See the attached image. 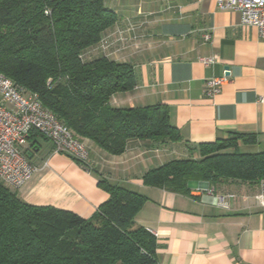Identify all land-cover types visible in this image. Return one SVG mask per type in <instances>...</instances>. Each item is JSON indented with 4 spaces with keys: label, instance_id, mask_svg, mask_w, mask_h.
<instances>
[{
    "label": "crops",
    "instance_id": "crops-1",
    "mask_svg": "<svg viewBox=\"0 0 264 264\" xmlns=\"http://www.w3.org/2000/svg\"><path fill=\"white\" fill-rule=\"evenodd\" d=\"M104 5L117 21L84 57L130 64L136 79L131 91L112 96L111 105H163L182 140L133 139L114 156L84 139L88 159L81 165L54 153L49 140L31 131L20 151L36 170L23 187L10 189L27 204L88 219L108 199L98 184L104 179L146 198L134 224L154 236L159 264H264L258 184L229 181L209 187L192 179L186 193H172L143 182L150 169L196 157L197 145L229 134L254 135L256 143L242 149L264 151V40L241 25L238 12L220 9L216 0H104ZM213 55L218 62L204 67L200 58ZM212 77L226 81L210 98L204 90ZM226 194L233 196L227 208L213 204L212 196Z\"/></svg>",
    "mask_w": 264,
    "mask_h": 264
},
{
    "label": "trees",
    "instance_id": "trees-1",
    "mask_svg": "<svg viewBox=\"0 0 264 264\" xmlns=\"http://www.w3.org/2000/svg\"><path fill=\"white\" fill-rule=\"evenodd\" d=\"M116 21L104 0H0V73L36 94L77 139L110 155L123 154L133 139L180 142L165 106L111 105L114 94L135 87L132 65L105 56L85 59L84 52ZM255 143L254 135L233 133L197 145L196 157L150 169L143 182L172 193H186L192 179L209 187L258 184L264 178V151H242V145ZM98 184L108 199L84 219L27 204L0 182V264H159L154 236L134 224L146 198L104 179Z\"/></svg>",
    "mask_w": 264,
    "mask_h": 264
},
{
    "label": "built area",
    "instance_id": "built-area-1",
    "mask_svg": "<svg viewBox=\"0 0 264 264\" xmlns=\"http://www.w3.org/2000/svg\"><path fill=\"white\" fill-rule=\"evenodd\" d=\"M216 4L220 9L238 12L241 25L254 28L264 40V0H216ZM203 38L209 41L210 34L204 33ZM200 62L204 67H210L218 59L213 55L200 58ZM225 81V77L208 79L205 95L210 98L216 96ZM31 131L49 140L54 153L71 157L81 165L86 163L88 151L85 143L44 108L36 94L24 92L0 73V182L14 190L23 187L36 170L20 151ZM258 186L264 203V178ZM232 197L230 194L215 195L212 202L217 207L227 208V201Z\"/></svg>",
    "mask_w": 264,
    "mask_h": 264
},
{
    "label": "rangeland",
    "instance_id": "rangeland-1",
    "mask_svg": "<svg viewBox=\"0 0 264 264\" xmlns=\"http://www.w3.org/2000/svg\"><path fill=\"white\" fill-rule=\"evenodd\" d=\"M253 149H242V151L244 150V152H251V153H253V152H256L257 151V148L256 147H252ZM262 150H264V149H262Z\"/></svg>",
    "mask_w": 264,
    "mask_h": 264
}]
</instances>
